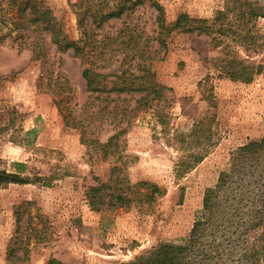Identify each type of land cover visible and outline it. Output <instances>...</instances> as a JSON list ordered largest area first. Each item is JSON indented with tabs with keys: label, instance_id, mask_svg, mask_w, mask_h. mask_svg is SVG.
Returning <instances> with one entry per match:
<instances>
[{
	"label": "rangeland",
	"instance_id": "374dc122",
	"mask_svg": "<svg viewBox=\"0 0 264 264\" xmlns=\"http://www.w3.org/2000/svg\"><path fill=\"white\" fill-rule=\"evenodd\" d=\"M13 1L0 0V171L36 180L0 185V264H123L162 242L188 237L206 189L216 184L232 153L264 136V19L249 23L255 38L250 41L254 44L248 42L249 51L225 38L259 70L250 83H243L221 76L213 63L223 58V46L215 49L206 34L175 31L161 48L157 17L162 12L166 25L181 14L212 24L227 5H264V0H142L96 30L98 45H106L102 59L109 67L104 73H119L132 50L124 42L134 38L142 49L148 44L146 64L167 89L160 102L147 107L145 101L137 103L146 93L88 92L81 60L72 50L59 51L51 35L36 25L27 26ZM40 1L68 39L83 37L75 12L85 0ZM121 3L130 5L108 0L104 11ZM43 40L49 50L44 64L31 52V44ZM127 61L124 67L137 73L139 61ZM58 101L84 123L88 138L104 143L128 129L121 153L128 157L131 181L154 183L164 193L152 213L91 209L88 189L98 180L107 181L119 162L104 160L95 145L83 143L82 129L66 125ZM203 118L214 144L197 150L204 160L179 178L175 167L183 152L175 137L189 134Z\"/></svg>",
	"mask_w": 264,
	"mask_h": 264
},
{
	"label": "trees",
	"instance_id": "16d2710c",
	"mask_svg": "<svg viewBox=\"0 0 264 264\" xmlns=\"http://www.w3.org/2000/svg\"><path fill=\"white\" fill-rule=\"evenodd\" d=\"M107 1L101 0L93 5L92 0H85L76 6L79 7L75 12L77 24L83 34L79 41H71L63 34L52 10L43 1L14 0L12 4L18 6L17 13L22 20L28 22L27 26L36 25L37 30L41 29L51 35V43L59 51L72 50L81 60L84 65L82 75L88 92L146 93L137 102L140 106L145 101L144 107L150 106V102L156 99L160 102L167 87L156 81L155 74L146 64L144 50L148 44L142 49L140 42L134 38L124 42V46L132 50L122 61L119 73L102 72L109 67L107 61L102 59L106 53V45L102 42L98 45L93 33L110 20L121 18L133 6L141 4L142 0H126L130 3L129 6L121 3L104 11ZM86 4L89 7L82 9ZM158 8L162 11L161 7ZM259 19H264V5H252L249 1L241 2L239 6L227 5L226 9L218 12L212 24L181 14L174 22L166 25L161 12L157 17L160 31L156 41L165 49L166 37L175 31H198L199 34H206L211 37L215 49L223 46V58H217L213 63L219 68L221 76L250 83L259 70L243 59L234 45L226 44L225 38L239 43L238 46L249 51L248 42L255 39L250 35L249 23ZM31 48L33 59L44 64L49 52L44 40L31 44ZM128 59L129 62L139 61L137 73L132 71V66L124 67ZM97 60H101L102 65H97ZM60 102L57 104L63 120L67 126L82 129L83 143L96 146L104 160L113 158L119 162V165L111 169L107 181L98 180L97 185L88 189L86 195L91 209L101 212L140 208L152 213L164 193L154 183L131 181L126 169L128 157L121 153V147L125 143L122 137L128 129L118 131L104 143L88 138L84 123L71 117L69 110H64ZM211 105L216 108L212 100ZM209 127L210 124L207 127L206 119L203 118L194 124L189 134L176 135L175 138L180 144L178 150L183 152L175 167L177 177H184L204 160L205 154L197 150H207L214 144ZM35 180L23 177L19 172L0 171L1 186L27 185ZM123 264H264V136L232 153L228 165L219 173L216 184L206 189L203 207L197 213L188 237L180 242H162Z\"/></svg>",
	"mask_w": 264,
	"mask_h": 264
}]
</instances>
